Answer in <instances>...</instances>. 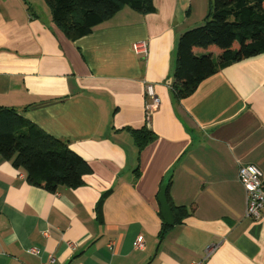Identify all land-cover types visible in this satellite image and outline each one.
<instances>
[{"label": "crops", "instance_id": "obj_1", "mask_svg": "<svg viewBox=\"0 0 264 264\" xmlns=\"http://www.w3.org/2000/svg\"><path fill=\"white\" fill-rule=\"evenodd\" d=\"M153 2V14L123 7L71 41L45 0H0V107L66 141L93 170L83 186L51 193L0 158V264H264V218L245 216L238 179L254 165L264 180V54L177 100L178 40L206 11L193 19L194 0ZM147 84L161 101L149 126ZM145 125L156 139L139 152L126 129ZM163 185L191 215L161 238Z\"/></svg>", "mask_w": 264, "mask_h": 264}, {"label": "trees", "instance_id": "obj_2", "mask_svg": "<svg viewBox=\"0 0 264 264\" xmlns=\"http://www.w3.org/2000/svg\"><path fill=\"white\" fill-rule=\"evenodd\" d=\"M53 23L71 41L90 35L123 7L141 15L156 12L153 0H45ZM204 25L184 32L177 44L172 92L177 100L190 97L205 79L220 70L264 54V0H212ZM201 51V52H197ZM214 52L217 61L214 60ZM138 151L156 139L147 125L127 128ZM0 158L23 170L27 181L51 193L79 188L92 174L91 166L66 141L43 132L15 108L0 107ZM106 195L98 207L102 208ZM171 206L175 225L191 213ZM171 227L163 224L161 238Z\"/></svg>", "mask_w": 264, "mask_h": 264}, {"label": "built area", "instance_id": "obj_3", "mask_svg": "<svg viewBox=\"0 0 264 264\" xmlns=\"http://www.w3.org/2000/svg\"><path fill=\"white\" fill-rule=\"evenodd\" d=\"M133 51L137 54L145 55L147 53L146 42H138L133 45ZM146 103H145V120L149 126L153 113L160 106V99L156 95L155 88L152 84H147L145 87ZM238 179L245 191V216L253 221H258L264 218V180L261 170L254 165L240 166L238 170ZM136 250L144 249L143 237H138L134 243ZM216 249V246L209 245L206 248L207 255L211 254ZM29 253L39 255L40 250L31 248ZM55 259L49 256L48 260L43 264H53Z\"/></svg>", "mask_w": 264, "mask_h": 264}, {"label": "water", "instance_id": "obj_4", "mask_svg": "<svg viewBox=\"0 0 264 264\" xmlns=\"http://www.w3.org/2000/svg\"><path fill=\"white\" fill-rule=\"evenodd\" d=\"M166 191H167V186L163 185L158 195L160 211H161V215H162L164 223L168 226H174L175 220H174L171 206L169 205L167 201Z\"/></svg>", "mask_w": 264, "mask_h": 264}, {"label": "rangeland", "instance_id": "obj_5", "mask_svg": "<svg viewBox=\"0 0 264 264\" xmlns=\"http://www.w3.org/2000/svg\"><path fill=\"white\" fill-rule=\"evenodd\" d=\"M211 1L212 0H194V10H193L194 17H193V19H196L197 17H199L202 14L203 10L206 11V15H207ZM206 15H205V17H206ZM204 21L205 20L200 21V23L193 25V27H191V29L203 26L205 23ZM214 60L217 61V58L214 57Z\"/></svg>", "mask_w": 264, "mask_h": 264}]
</instances>
